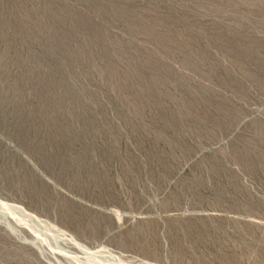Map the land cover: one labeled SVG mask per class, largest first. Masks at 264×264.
I'll return each instance as SVG.
<instances>
[{"label": "rangeland", "instance_id": "1", "mask_svg": "<svg viewBox=\"0 0 264 264\" xmlns=\"http://www.w3.org/2000/svg\"><path fill=\"white\" fill-rule=\"evenodd\" d=\"M0 199L125 264H264V0H0ZM29 237L0 264H63Z\"/></svg>", "mask_w": 264, "mask_h": 264}, {"label": "bare ground", "instance_id": "2", "mask_svg": "<svg viewBox=\"0 0 264 264\" xmlns=\"http://www.w3.org/2000/svg\"><path fill=\"white\" fill-rule=\"evenodd\" d=\"M0 221L13 232L24 228L31 242L63 264H125L112 258L103 249H92L75 236L69 235L50 221L27 210L24 206L0 199ZM49 257V256H48ZM52 260V259H51ZM53 263H55L53 261Z\"/></svg>", "mask_w": 264, "mask_h": 264}]
</instances>
